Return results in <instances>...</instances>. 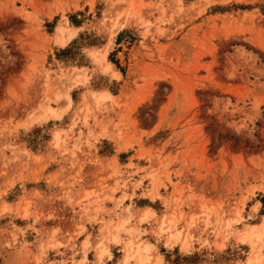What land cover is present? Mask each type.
<instances>
[{"label": "rangeland", "instance_id": "1", "mask_svg": "<svg viewBox=\"0 0 264 264\" xmlns=\"http://www.w3.org/2000/svg\"><path fill=\"white\" fill-rule=\"evenodd\" d=\"M0 264H264V0H0Z\"/></svg>", "mask_w": 264, "mask_h": 264}, {"label": "bare ground", "instance_id": "2", "mask_svg": "<svg viewBox=\"0 0 264 264\" xmlns=\"http://www.w3.org/2000/svg\"><path fill=\"white\" fill-rule=\"evenodd\" d=\"M253 228H256L255 226ZM258 228V227H257ZM257 230V229H256Z\"/></svg>", "mask_w": 264, "mask_h": 264}]
</instances>
